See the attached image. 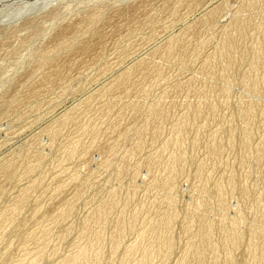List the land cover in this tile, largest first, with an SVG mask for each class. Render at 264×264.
I'll return each instance as SVG.
<instances>
[{"label":"rangeland","instance_id":"rangeland-1","mask_svg":"<svg viewBox=\"0 0 264 264\" xmlns=\"http://www.w3.org/2000/svg\"><path fill=\"white\" fill-rule=\"evenodd\" d=\"M0 264H264V0H0Z\"/></svg>","mask_w":264,"mask_h":264},{"label":"bare ground","instance_id":"bare-ground-1","mask_svg":"<svg viewBox=\"0 0 264 264\" xmlns=\"http://www.w3.org/2000/svg\"><path fill=\"white\" fill-rule=\"evenodd\" d=\"M251 6V5H250ZM252 10V9H251ZM257 10V9H256ZM259 11V10H258ZM249 15V14H248ZM255 16V15H254Z\"/></svg>","mask_w":264,"mask_h":264}]
</instances>
